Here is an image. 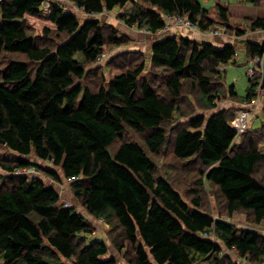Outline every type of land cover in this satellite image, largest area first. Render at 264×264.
Instances as JSON below:
<instances>
[{"label":"trees","instance_id":"trees-1","mask_svg":"<svg viewBox=\"0 0 264 264\" xmlns=\"http://www.w3.org/2000/svg\"><path fill=\"white\" fill-rule=\"evenodd\" d=\"M45 1L0 0V142L18 154L15 160L0 157L6 173L0 174L2 264H117L107 256L106 241L84 236L95 226L75 207L60 204L55 186L15 173L36 166L55 182L72 179V192L89 215L103 219L111 231L123 229L125 240L110 237L119 250H132L129 264H264V234L216 219L198 186L185 200L151 157L171 131L175 158L203 167L197 184L217 186L230 216L243 211L251 222L264 223V182L255 177L264 162L257 148L264 127L244 132L236 145L238 133L230 122L235 114L224 109L209 117L192 115L170 129L189 115L182 105L193 92L199 93L200 107L214 106L226 66L236 60L235 45L164 37L152 44L150 73L144 75V53L122 52L110 61L119 72L93 90L81 84L89 67L107 46L122 47L128 38L98 18L81 22L63 3L45 10ZM70 1L89 15L132 3L120 18L149 33L164 29L169 15H185L202 30L229 23L228 5L206 8L201 0ZM246 1L258 6L264 0ZM28 15L45 17L41 39L28 27ZM252 26L264 29V17ZM245 45L249 59L264 56V42ZM8 54L21 58L1 67ZM259 84L264 89V75L252 82L243 102ZM230 93L237 96L233 86ZM128 129L149 133L142 144L125 137ZM224 248L244 262L233 261Z\"/></svg>","mask_w":264,"mask_h":264},{"label":"rangeland","instance_id":"rangeland-1","mask_svg":"<svg viewBox=\"0 0 264 264\" xmlns=\"http://www.w3.org/2000/svg\"><path fill=\"white\" fill-rule=\"evenodd\" d=\"M231 2L230 11H229V23H219V26L212 25L210 27L218 28L221 32L219 37L221 41H232L235 44L236 49L238 50L236 56V62H231L226 66L225 72V79L222 78L223 92L218 100L214 103V106L208 109L200 107L201 101L199 100V93L198 92H191L187 85L186 92L192 93L189 97H187V101L183 103V110L185 112H189V115L179 117L178 120L173 123L174 125L170 127V129L177 124L185 122L189 119L192 115L197 114H205L206 117H209L211 114L220 112L224 109H228L229 112H234L235 116L239 110L248 108L251 110L252 115L250 118L247 119L245 129L243 132L241 131L240 134L235 139L234 144L238 145L242 142L244 132H252L256 129H262L264 127V95L256 102L255 105L248 106L245 100V94L247 88L250 87L252 82L254 81H262L264 75V59H262L263 66H260L258 69H254V75L252 78L248 75V70L250 66V59L248 58V62L246 59L245 53V43L248 41H257L260 43L264 42V29L262 28H255L252 26L253 21L257 18L264 17V1L256 6L252 3L247 2L246 0H229ZM229 1L222 0L218 3L222 5H228ZM202 4L206 8H212L215 6V1L210 0L206 2L205 0H201ZM63 3L65 4V8L72 12H81L78 7L69 0H64ZM132 3H129L126 7L121 8L117 7L111 11H105L102 14L95 15L99 18L104 25L107 26H114L118 34L123 36L124 38H128L129 42L126 43L122 47L117 46H107L105 49V58L102 62L95 63L92 67H89L90 73L88 76L81 81V84L84 86H90L93 90H97L100 85L104 84L106 81L110 80L116 73L119 71L114 67L115 65H110V61L116 56L122 55V52H142L144 56L147 58V68L144 73L151 72L150 66V54H149V44L150 42L155 39L158 35H153L154 33L150 34L148 31L140 32L142 29L138 26H129L120 18V14L123 12L128 11L131 9ZM48 6H45V10ZM46 13V11H44ZM81 14V13H80ZM82 18L79 17L80 21L83 22L86 18L83 14H81ZM178 15V14H177ZM88 17V15H86ZM185 16V15H181ZM85 18V19H83ZM26 22L28 27L31 28L32 32H34V36L41 39L44 35L43 28L46 25L45 17L44 16H35V15H28L26 17ZM194 24V23H193ZM218 24V23H216ZM221 27V28H220ZM200 29V28H199ZM223 31H222V30ZM194 36L199 39V42L202 40H213L216 41L214 37H211L210 34L205 32V30H193ZM196 34V35H195ZM192 35V36H193ZM6 57L1 60V67H5L7 61L11 58H21L19 55L15 54H8L5 55ZM264 57V56H262ZM122 58V57H121ZM260 71V72H259ZM262 72V73H261ZM251 79V80H250ZM250 85V86H249ZM230 86H233L238 95L240 96H232L230 93ZM256 87V91L258 87ZM255 91V92H256ZM254 97V96H252ZM251 97V98H252ZM250 101V100H249ZM248 101V102H249ZM256 106V111L254 109ZM231 122V121H230ZM171 125V124H170ZM169 125V126H170ZM149 132H136L133 130L128 129L125 133V137L129 140H135L139 143H144ZM170 138L166 145L162 147L160 151L157 153L151 154L152 159L157 163L159 174L166 175L170 177L171 181L174 184V187L181 193L183 198L189 201L190 196H195L193 193L194 189L198 187L201 188V196L204 201V206L208 213L214 216L216 219H224L228 220L231 223L235 224L239 229H248L251 228L252 230H256L259 233L264 234V223L258 225L248 218L247 214L243 211H236L232 216L229 215L227 210V200L224 195L221 193L220 189L211 184L205 183L204 185L197 184L198 179L200 178L201 171L203 168L201 165L196 164H187L184 166V161H180L175 158L173 154V142H172V133L169 131ZM251 134V133H250ZM257 148L260 152L264 155V136L261 135L257 137ZM0 157L4 160H15L18 157V154L14 151H11L7 148L4 144L0 142ZM28 158V157H27ZM30 162H37L43 167H53L52 165L38 161L34 157H29ZM25 173L29 176H37L44 180L45 183L48 185L55 186L61 194L60 204H65L69 206L75 207L79 212L84 213L89 220L95 226L94 231L91 234H85L84 236L87 237L89 240L99 239L104 240L109 246V254L107 256H112L116 259L117 264H129L128 260L130 257H133L132 250L130 253H126L127 249L125 246L122 249H118L115 244L118 240H125L123 229L118 226V228L111 231V229L104 223L103 219H95L93 216L89 215L81 206L78 199L74 196L72 192V181L68 179H63L61 183L53 181L49 176L45 175L43 171H41L36 166L35 169H28ZM0 174H6L4 170L0 169ZM255 177L264 182V162L258 165L257 170L255 172ZM112 236H117L118 240L113 243ZM121 248V247H120ZM225 249V253L232 258L235 262L243 263L241 257L238 256L236 251H230L227 248ZM245 264H253L250 261H245ZM0 264L2 261L0 260Z\"/></svg>","mask_w":264,"mask_h":264},{"label":"built area","instance_id":"built-area-1","mask_svg":"<svg viewBox=\"0 0 264 264\" xmlns=\"http://www.w3.org/2000/svg\"><path fill=\"white\" fill-rule=\"evenodd\" d=\"M63 1L64 0H46L44 2V4L47 7L52 3L59 4V3H63ZM167 20L168 21H166V24L164 27L165 29L171 28L173 26V27H184V28H187L189 30H197V29L200 30L198 28V26L193 24L187 16L169 15V18ZM142 28L147 31L146 28H144V27H142ZM205 32H207L210 35H214V36L221 34L220 30L218 28H214V27H210V28L206 29ZM104 58H105V54H102L98 57V61L102 62L104 60ZM262 59H264V57H255V58L250 59V66H249V70H248V75L250 78H252L253 75L255 74L254 73L255 68L258 69L260 66H263ZM263 95H264L263 90H260L255 94V96H259L258 99ZM258 99H253L252 103H256L258 101ZM251 115H252V112L249 108H245V109L239 110L237 112V115L231 121V125L237 131L238 134H240V132L245 129L247 119L250 118ZM27 169L29 171L33 168L17 169L15 173L20 174V175H25L26 174L25 171ZM70 181H73V180L71 179Z\"/></svg>","mask_w":264,"mask_h":264},{"label":"crops","instance_id":"crops-1","mask_svg":"<svg viewBox=\"0 0 264 264\" xmlns=\"http://www.w3.org/2000/svg\"><path fill=\"white\" fill-rule=\"evenodd\" d=\"M206 2H209L210 0H205ZM219 1H222V0H218V1H215V3H218ZM226 1H229V0H226ZM64 4V3H63ZM230 6H231V2L229 1V4H228V9H229V11H230ZM78 9L81 11V12H75V11H72L73 13H75V14H77V16L78 17H81L82 15L81 14H83L84 16H85V18H96L97 19V17L95 16V15H98V14H91V15H89V14H87V13H85L82 9H80L79 7H78ZM105 12V11H104ZM104 12H102V13H104ZM81 13V14H80ZM102 13H99V14H102ZM86 15H88V17L86 16ZM82 18V17H81ZM85 18H83V19H85ZM169 18V16H165V21H168L167 19ZM99 19V18H98ZM218 25H219V23H218ZM134 26V25H133ZM141 29H142V27H141ZM146 32L145 30H141L140 32ZM148 33H149V31H148ZM150 34V33H149ZM194 34V31L193 30H189V29H187V28H184V27H171V28H168V29H162V30H159V31H157L156 33H154L153 35H158L155 39H153L151 42H150V44H149V54H150V57H151V47H152V44L154 43V42H156V41H158V40H160V39H162V38H164V37H168V36H170V37H173V36H175V37H177V38H180V37H188V38H192L193 40H196V41H199V39L196 37V36H194L193 35ZM193 35V36H192ZM196 35V34H195ZM211 36V35H210ZM218 36V35H217ZM217 36H211V37H214L215 38V40L216 41H213V40H202V42H205V41H209V42H211V43H213L214 45H216V46H218V47H222V46H224V45H227V44H232V45H235L234 44V42H232V41H221V39L219 38V37H217ZM244 50H245V48H244ZM245 53H246V50H245ZM149 57V58H150ZM246 59H247V62H248V57H247V53H246ZM235 62H236V60H235ZM251 85V84H250ZM249 85V86H250ZM249 88V87H248ZM247 88V89H248ZM235 93H237L236 92V90H235ZM246 94H247V90H246ZM246 94H245V96H246ZM237 95H238V93H237ZM238 96H240V95H238Z\"/></svg>","mask_w":264,"mask_h":264},{"label":"bare ground","instance_id":"bare-ground-1","mask_svg":"<svg viewBox=\"0 0 264 264\" xmlns=\"http://www.w3.org/2000/svg\"><path fill=\"white\" fill-rule=\"evenodd\" d=\"M165 20H166V19H165ZM165 22H166V21H165ZM220 28H221V27H220ZM221 30H222V29H221ZM222 31H223V30H222ZM104 54H105V53H104ZM101 55H102V54H101ZM248 61H249V60H248ZM249 65H250V64H249ZM248 67H249V66H248ZM259 72H260V71H259ZM261 73H262V72H261ZM260 90H263V92H264V89L262 88L261 84H260V86L258 87V90L255 92V94H256L258 91H260ZM258 97H259V96H255V95H254V97L251 98L250 102H248L249 104H246L247 107H248V106L255 105L256 103H252V100H253V99H258ZM260 98H261V97H260ZM260 98H259V99H260ZM259 99H258V100H259ZM256 105H257V104H256ZM248 108H249V107H248ZM254 109H255V111H256V106H254ZM234 118H235V117H234ZM234 118H233V119H234ZM233 119H232V120H233ZM242 132H243V131H242Z\"/></svg>","mask_w":264,"mask_h":264},{"label":"water","instance_id":"water-1","mask_svg":"<svg viewBox=\"0 0 264 264\" xmlns=\"http://www.w3.org/2000/svg\"><path fill=\"white\" fill-rule=\"evenodd\" d=\"M2 144H4V141H1Z\"/></svg>","mask_w":264,"mask_h":264}]
</instances>
